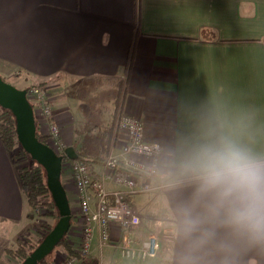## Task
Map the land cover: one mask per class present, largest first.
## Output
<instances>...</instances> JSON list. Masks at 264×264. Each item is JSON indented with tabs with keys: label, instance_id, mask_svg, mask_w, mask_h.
Listing matches in <instances>:
<instances>
[{
	"label": "crops",
	"instance_id": "obj_1",
	"mask_svg": "<svg viewBox=\"0 0 264 264\" xmlns=\"http://www.w3.org/2000/svg\"><path fill=\"white\" fill-rule=\"evenodd\" d=\"M0 76L15 78L19 89L44 83L56 92L53 118L75 154L77 130L86 122L107 127L122 99L121 113L140 118L145 137L163 146L155 189L132 199L136 208L135 198L143 197L139 234L154 233L163 246L164 220L176 228L183 210L199 208L179 164L210 127L226 118L264 151V0H0ZM105 104L110 116L101 125ZM121 143L117 133L115 155ZM65 191L72 204L73 191ZM29 212L16 163L0 140L2 248L33 226ZM168 247L146 262L264 264V246L222 230L194 252L175 233ZM116 253L93 238L89 257L98 264L134 261Z\"/></svg>",
	"mask_w": 264,
	"mask_h": 264
},
{
	"label": "built area",
	"instance_id": "obj_2",
	"mask_svg": "<svg viewBox=\"0 0 264 264\" xmlns=\"http://www.w3.org/2000/svg\"><path fill=\"white\" fill-rule=\"evenodd\" d=\"M26 95L31 98L37 132L55 154L62 156L60 179L64 189H71L75 197L69 203L71 218L64 235L72 249L84 260L93 259L89 257L90 246L97 236L100 246L116 250L124 259L144 262L154 258L159 239L154 233L139 234L140 216L132 199L155 189L152 178L163 166V146L145 137L140 118L123 112L115 123L122 137L120 156L112 148L104 162L91 165L73 153L63 139L48 95L36 87L26 90ZM82 259L64 254L59 264H82Z\"/></svg>",
	"mask_w": 264,
	"mask_h": 264
},
{
	"label": "clouds",
	"instance_id": "obj_3",
	"mask_svg": "<svg viewBox=\"0 0 264 264\" xmlns=\"http://www.w3.org/2000/svg\"><path fill=\"white\" fill-rule=\"evenodd\" d=\"M179 170L194 186L199 205L183 210L175 228L177 238L191 251L206 244L217 230L264 246V151L252 146L242 126L221 119L190 148Z\"/></svg>",
	"mask_w": 264,
	"mask_h": 264
},
{
	"label": "trees",
	"instance_id": "obj_4",
	"mask_svg": "<svg viewBox=\"0 0 264 264\" xmlns=\"http://www.w3.org/2000/svg\"><path fill=\"white\" fill-rule=\"evenodd\" d=\"M127 68H130V59L128 61ZM3 78V77H2ZM4 79V78H3ZM5 80V79H4ZM116 109L113 115L112 122L105 128L99 130V136L95 142L94 151L88 153L87 150H80L77 152L78 156L82 157L87 163L91 165H97L104 162L105 157L109 155L112 148H114L117 140L116 120L121 114L122 99L119 97L115 100ZM37 139L45 143L43 137L39 135L36 130ZM0 140L3 146L11 152V157L14 160L28 159V163L17 169V176L21 191L23 192L28 207L30 210L35 209L37 206L47 207V216L53 218L54 223L41 226V237L37 240H32L28 235V231L25 235L20 236L16 240L15 249H7V252L15 259L19 260V264L30 254V252L40 243L43 237L53 228L54 224L59 218L58 210L51 197L50 191L46 183V173L44 168L36 161L30 159L28 153L19 144L16 132H15V118L13 114L8 110L0 106ZM28 217L32 218V214H28ZM61 248V251L67 256H74L80 258L77 253L72 249V246L65 238L59 241L56 245ZM54 247V249L56 248ZM53 249V250H54ZM52 250V251H53ZM51 252L43 258L38 264H54L53 259L48 256ZM82 264H98L94 259L84 260Z\"/></svg>",
	"mask_w": 264,
	"mask_h": 264
},
{
	"label": "water",
	"instance_id": "obj_5",
	"mask_svg": "<svg viewBox=\"0 0 264 264\" xmlns=\"http://www.w3.org/2000/svg\"><path fill=\"white\" fill-rule=\"evenodd\" d=\"M0 106L8 109L15 118L16 137L31 160L40 164L46 173V183L58 210L59 218L53 228L20 264H38L59 243L70 224L71 210L66 191L60 179L62 156L36 137L34 111L26 89H19L0 76ZM69 155L71 150H67Z\"/></svg>",
	"mask_w": 264,
	"mask_h": 264
},
{
	"label": "rangeland",
	"instance_id": "obj_6",
	"mask_svg": "<svg viewBox=\"0 0 264 264\" xmlns=\"http://www.w3.org/2000/svg\"><path fill=\"white\" fill-rule=\"evenodd\" d=\"M4 79H5V81H7L8 83H10L12 85L18 84V81H16L15 78H13V79L12 78H10V79L4 78ZM31 87H36V88L42 89L43 92L46 95H48V98L50 100H51L50 96L53 95L54 93H56L54 90L53 91L48 90V88L45 87L44 83H38V84H35V85H32V86H29V87L26 88V90H28ZM28 100L30 102L31 98L28 97ZM103 106L105 107L104 111L98 112V114H97V115H99V117H97L99 119L98 123H100L101 125L108 124L107 121L109 120V116H110L109 111L107 110V108L110 109L109 105L105 104ZM87 111L91 112L88 109H87ZM86 125H87V128H80V129L77 130L79 135L78 136L75 135V139L73 141V145L75 146V148L78 151H80L79 149H81L80 146L86 148L87 150L92 148V150H90L91 153H92L94 151V146H95L94 144H95V142L98 139L99 130L101 129V127L99 129H96L94 126H91L92 125L91 123H88V122H86ZM61 126H62V129L65 132L66 129L64 128L63 125H61ZM39 135H41V134L39 133ZM42 137H43L44 142L47 141V140H45L46 138L44 136H42ZM9 153L11 154V152H9ZM14 161L16 163L17 169L19 167H21V166H23V165L28 163V159H17V160H14ZM149 193H151V192H149ZM149 193H146V195L149 194ZM146 195H143V196H146ZM142 200H143L142 196L135 198L134 203H135L137 209H140L139 208L140 207V201H142ZM141 205H142V203H141ZM48 210L49 209L47 207L41 206V205L37 206L33 210H30L29 213L32 214V218H31L32 220H31V223H30V227L32 225L33 226L31 228H26L18 237L23 236L28 231H30L28 235L32 238V240H37L38 238H40L41 237V234H40L41 226L54 223L53 218H51V217L46 215L48 213ZM143 211H144V213H146L145 210H143ZM174 233H175L174 224L171 221L167 220V218H166L164 220L163 225L161 226V236L163 235V237H164L163 239H165V244L162 246L161 243H160V246H159L160 250L158 249L156 255L158 253H162V254L163 253H168L167 252V250L169 249L168 244H171V242L173 240V237H174ZM17 238L15 239L13 244L9 245L8 247L2 248V246H0V249H1L0 250V264H19V260L13 258L11 256V254H9L7 252V249H15ZM159 242H160V240H159ZM161 246H162V248H161ZM64 254L65 253H63L61 251V248L59 246H56V248L51 252V254L48 257L53 259L54 264H59L60 262L63 261ZM116 254L118 255L119 253L117 252ZM119 257H120V255H119ZM153 261L154 260L148 261V262H146V261H144V262H138V261L122 262V261H118L117 260V261H114L112 263V261H108V259L105 258L103 264H154L155 261L154 262Z\"/></svg>",
	"mask_w": 264,
	"mask_h": 264
}]
</instances>
